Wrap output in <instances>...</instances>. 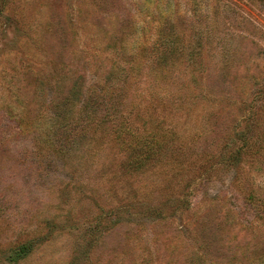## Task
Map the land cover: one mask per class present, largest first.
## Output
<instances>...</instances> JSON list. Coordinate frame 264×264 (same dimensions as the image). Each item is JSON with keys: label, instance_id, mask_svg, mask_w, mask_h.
<instances>
[{"label": "rangeland", "instance_id": "rangeland-1", "mask_svg": "<svg viewBox=\"0 0 264 264\" xmlns=\"http://www.w3.org/2000/svg\"><path fill=\"white\" fill-rule=\"evenodd\" d=\"M179 1L186 18L199 16L175 30L195 55L193 105L165 117L181 138L165 166L144 167L112 131L132 104H153L147 72L157 70L159 95L174 96V71L156 64L174 70L171 56H149L174 44L164 23L174 0H0V251L34 247L16 263L0 253V264L258 262L264 224L248 196L264 195V93L246 67L260 66L264 86V6L245 7L256 29L227 1L206 0L195 15L198 0Z\"/></svg>", "mask_w": 264, "mask_h": 264}, {"label": "trees", "instance_id": "trees-1", "mask_svg": "<svg viewBox=\"0 0 264 264\" xmlns=\"http://www.w3.org/2000/svg\"><path fill=\"white\" fill-rule=\"evenodd\" d=\"M223 1H227L229 3L228 5L233 6L232 8H234L235 10L241 9V11L237 14L239 15L241 21L244 20L242 24L245 23L246 18L249 19L251 22L255 20L256 24L254 22L253 23L255 24L256 29H258L259 23L248 12V9L253 7L254 5L264 6V0H223ZM179 2H180L179 0H174L173 11L171 10L170 7H168V10L171 12L170 14L173 15L172 17H166V20L164 21V23L166 24H172V27L174 28V44L170 46L168 42L162 40L160 44L155 45V48L153 49L155 51V54L149 55L152 60H156V61H159L160 57L169 58L171 56L170 59H172V62H174V70L173 68L169 69V67L171 66L168 64V62L165 63L166 61H162V63L158 62L156 64L158 65L157 67L158 70L166 76L167 75L171 76L169 73L171 71H174L175 89H174L173 98L166 100L165 95L161 96L157 93L156 90L153 89V81H155L154 74L155 71L157 70L150 71L149 73L146 70V72L148 73V74L146 73V76L148 77L149 80L148 88L150 89L146 92L145 99H149L151 102H153V104L152 103L143 104L144 102L139 103L138 105L132 104L128 110H125V112L121 115L119 120H117V122L115 121L116 123H114L115 127L112 133L115 134L114 140L117 143L116 148L117 150L118 149L123 150L125 153H127V155L130 154L129 156L131 157L129 161L132 163V165H138L144 167L148 165H151V167L156 165L165 166L164 160L162 159L164 153L167 150L170 149L172 150L174 148V143L177 144L181 143V138L178 134V129L176 128L177 125L176 122L168 121L167 123L165 117L170 111H174L175 113V111L185 110L191 107V105H193V102L189 103L188 101L190 94H187L186 92L189 91L190 88L188 83L186 82L188 80H191V78L193 77L190 74L191 73L190 65L191 62L193 61L195 62V55L192 52V50L191 51L189 50V52L186 53L187 55L183 54V49L187 47L183 45L182 43L183 39H180L178 37L177 32L175 30L177 28L178 29L181 28L182 24L186 21H188L189 24L188 30L196 27L197 24H195L194 21L199 17L195 15L198 14L197 9L200 6H203L208 11V8L206 7V4H208V2L206 0H198L197 3L195 4V6L197 5L196 11L191 13V15H195V16L189 18H186L187 11L185 7L184 8L180 7ZM167 5L170 6L171 5L170 2H168ZM245 7H247L248 9H245ZM230 19L233 20L231 16ZM241 21H237V23H240ZM205 35L207 36L208 32H206ZM255 43L257 44V39ZM248 48H250V46H248ZM251 50L253 49L251 48ZM129 54L132 55L133 59H135L134 51H129ZM251 55L252 54H250V56ZM259 55L263 56L264 52L259 53ZM120 61L121 58H117L116 63H120ZM244 61L245 60L242 59L239 62L245 63ZM142 64L144 67H146L145 62H143ZM154 65L147 66V68H152ZM130 67L133 68L132 66ZM246 68L248 75H249V70L252 71L253 75L251 76L256 80L258 84L260 83V90L262 93H264V86H261V82H258L259 79L262 78V73H263L260 71V66L256 64L255 67H253L254 71L249 65H247ZM120 71L123 73L122 70ZM185 72H188L189 78L187 80L183 79L181 82L177 83V78L180 76V74L184 75ZM200 97L202 98V93L200 94ZM157 110H159V113ZM104 114L112 117V120L115 115V114L114 115L108 114V112ZM252 130L253 129L251 127L247 126L246 136L244 133L245 136V139L243 136V143L245 140V147L243 149L244 153L248 150L250 144L249 137L251 135H247V134L251 133ZM167 146H169V149H167ZM173 160L174 157H172L171 163L173 162ZM160 162L162 164H160ZM248 202L253 206L255 212L253 214L252 219L256 221L260 220L261 221L260 223L264 224V195L260 194L257 191L252 192L248 196ZM97 218L100 219V216H97ZM44 222L47 225L46 228H48V226H51L53 225V223H55V220L52 219L51 217H48L44 219ZM41 230L42 228L41 229L39 228L38 230L33 229L31 231V234L35 233V231L41 232ZM196 236L198 237L199 241H204L203 237L198 235ZM195 241L197 240L195 239ZM33 249L34 247L31 246L30 241L27 240L24 242L16 243L12 246L4 247L3 250L0 251V253L3 254L2 256H5L7 260L1 256L0 257L1 260H4L6 262L16 263L24 259L27 255H29L33 251ZM263 254L264 253H260L261 256L259 257L258 262H256L255 264H264ZM196 258H198L197 263H195L194 261H190V262L184 261L182 264H204L203 256L198 255L196 256ZM70 263L71 262H69V264Z\"/></svg>", "mask_w": 264, "mask_h": 264}]
</instances>
